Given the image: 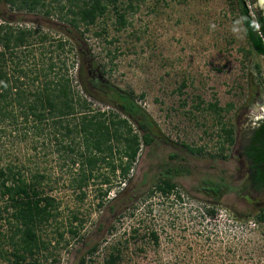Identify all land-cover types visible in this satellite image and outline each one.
I'll use <instances>...</instances> for the list:
<instances>
[{"label":"rangeland","instance_id":"rangeland-1","mask_svg":"<svg viewBox=\"0 0 264 264\" xmlns=\"http://www.w3.org/2000/svg\"><path fill=\"white\" fill-rule=\"evenodd\" d=\"M120 1L126 24L116 22L109 6L93 25L80 26L86 47L79 55L55 13L16 9L0 0V25L31 27L34 39L46 33L51 45L69 39L63 56L76 89H81L80 64L85 76L91 61L90 71L97 69L112 86L132 91L156 125L157 136L141 146L130 181L112 177L102 206L98 189L106 185L99 179L81 199L69 186L76 165L58 159L51 147L43 154L30 149L29 140L16 143L17 155L26 154L31 167L36 161L57 185L51 193L59 200L60 214L43 232L50 246L41 263L54 258L55 264H77L96 245L85 254L86 264L102 263L112 247L120 249L123 264H264V222L256 220L264 213V189L255 190L239 177L238 157L264 119V59L247 44L236 0ZM255 6L260 7L258 0ZM92 107L116 111L99 100H92ZM222 127L233 129L232 144L224 140ZM168 167L183 170L172 179L175 190L150 194ZM204 180L226 190L217 196L206 193L200 187ZM122 187H130L134 196L125 205L114 199ZM75 213L80 221H73ZM71 222L76 235L68 230Z\"/></svg>","mask_w":264,"mask_h":264},{"label":"trees","instance_id":"trees-1","mask_svg":"<svg viewBox=\"0 0 264 264\" xmlns=\"http://www.w3.org/2000/svg\"><path fill=\"white\" fill-rule=\"evenodd\" d=\"M3 1L16 9L31 12L43 9L46 16L55 13L64 22L65 35L74 39L73 46L79 55L85 53L86 47L80 26L87 29L93 25L109 6L115 12L116 22L120 26L126 24L120 0ZM51 1L59 3L52 6ZM256 2L236 0L247 44L264 59V12L255 6ZM7 23L0 25V264H42L43 252L50 246L43 232L60 214L59 200L51 193L57 185L51 174L36 161L33 160L31 167L26 154L21 158L17 155L16 143L29 140L32 144L29 148L43 154L44 149L51 147L58 159L76 165L69 186L77 190L81 199L89 185L99 179L101 185H106L98 189V206H102L111 190L112 177L118 178L119 183L130 181L141 146L151 144L157 136L156 125L138 105L132 91L114 87L100 76L97 81L87 80L101 89L99 97L92 93L82 64L77 73L81 89H76L63 56L69 39H59L51 45L46 33L34 39L36 31L31 27ZM87 52L90 53V49ZM87 67L89 70L94 67L93 62ZM260 82L264 86V73ZM92 100L105 105L111 103L116 111L109 107L93 108ZM209 106L221 109L216 103ZM222 131L226 143L232 144L233 129L222 127ZM189 150L201 153L200 148L189 147ZM244 151L250 168L257 173L251 186L264 189V119L251 130L249 145ZM182 173L179 167H168L150 194L153 191L164 195L172 193L176 188L172 179ZM200 187L213 196L226 190L222 184L210 180H204ZM118 194L123 196L116 198ZM132 194L130 187H122L114 199L125 205L134 200ZM113 208L111 204L109 209ZM72 219L80 221L76 213ZM256 220L264 222V213ZM68 230L75 235L78 233L72 222ZM152 236L157 240L155 233ZM96 247L91 246L85 254L93 253ZM85 254L77 264H86ZM55 263L52 258L50 264ZM100 264H123L120 249L112 247Z\"/></svg>","mask_w":264,"mask_h":264},{"label":"flooded vegetation","instance_id":"flooded-vegetation-1","mask_svg":"<svg viewBox=\"0 0 264 264\" xmlns=\"http://www.w3.org/2000/svg\"><path fill=\"white\" fill-rule=\"evenodd\" d=\"M85 79H86V83H87L89 90L94 94L100 95L101 89L96 84H94L93 82L87 81L88 79H91V80L95 79L96 81L98 79H101L99 71L97 69H95V71L93 72L87 68ZM248 145H249V138L241 146V148H240L241 150L238 152V157L240 158V163L242 164V170L241 171H243V174H239V177L240 178L244 177L251 188H253L255 190H260V189H256V187L251 186V184L254 180V177L257 176V173H256V171H254L250 168V162L246 159V155L243 154L245 152L244 150L246 149V147H248ZM243 166L245 167L244 170H243Z\"/></svg>","mask_w":264,"mask_h":264},{"label":"water","instance_id":"water-1","mask_svg":"<svg viewBox=\"0 0 264 264\" xmlns=\"http://www.w3.org/2000/svg\"><path fill=\"white\" fill-rule=\"evenodd\" d=\"M258 4L264 12V0H258Z\"/></svg>","mask_w":264,"mask_h":264}]
</instances>
